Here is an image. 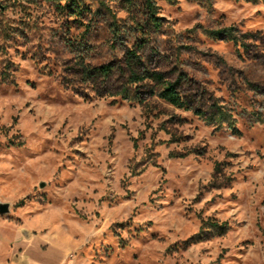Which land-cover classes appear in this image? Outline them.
Segmentation results:
<instances>
[{
    "label": "rangeland",
    "instance_id": "obj_1",
    "mask_svg": "<svg viewBox=\"0 0 264 264\" xmlns=\"http://www.w3.org/2000/svg\"><path fill=\"white\" fill-rule=\"evenodd\" d=\"M155 5L0 0L1 261L264 264V0Z\"/></svg>",
    "mask_w": 264,
    "mask_h": 264
},
{
    "label": "trees",
    "instance_id": "obj_2",
    "mask_svg": "<svg viewBox=\"0 0 264 264\" xmlns=\"http://www.w3.org/2000/svg\"><path fill=\"white\" fill-rule=\"evenodd\" d=\"M47 3L54 4L59 10L61 11H67L69 12V16H74L77 18H82L84 16V13L86 10H89L88 7L85 6V0H44ZM124 5L131 7L133 0H121ZM166 2L167 4H174L175 0H162ZM143 8L147 16L148 23L153 29L160 28V22L159 18L157 17V7L155 5V0H143ZM107 16L110 20V26L112 34L117 35L119 28L117 25V19L114 14H112L109 9H106ZM218 36V34H215ZM137 57L135 52H129L128 53V62L132 63L133 60ZM133 66V65H131ZM110 69L107 67L97 68V69H91V70H85L84 75L87 77L92 75L102 76L106 77L108 75V72ZM131 81L136 82L144 79H150L156 84L160 85V91L158 92L157 96L163 100L164 102L170 104L174 108L182 109V110H189L186 106L185 101L180 97V95L175 90V87L170 83H164L162 77L158 74L149 73V72H143L142 76H137L135 73H131ZM1 81V80H0ZM7 79H2V82H6ZM125 92V91H124ZM231 117L227 115H223L220 113L218 116H216L213 120L216 124L222 125L225 122H228ZM202 226L209 228V229H221L222 226L217 225L213 221H206L202 224Z\"/></svg>",
    "mask_w": 264,
    "mask_h": 264
},
{
    "label": "crops",
    "instance_id": "obj_3",
    "mask_svg": "<svg viewBox=\"0 0 264 264\" xmlns=\"http://www.w3.org/2000/svg\"><path fill=\"white\" fill-rule=\"evenodd\" d=\"M0 218H3V217H0ZM21 232H22V229H21ZM23 235H24V234H23ZM31 235H32V234H31ZM31 235H30V236H26V237L30 238ZM18 254L20 255V257L22 256L21 250H19ZM15 256L18 257V255H15ZM66 259H67V257H66V255H65V257L63 258V260H59V259H58V261H57L56 264H71V263H68V262L66 263ZM8 261H9V260H3V261L0 260V264H9Z\"/></svg>",
    "mask_w": 264,
    "mask_h": 264
},
{
    "label": "water",
    "instance_id": "obj_4",
    "mask_svg": "<svg viewBox=\"0 0 264 264\" xmlns=\"http://www.w3.org/2000/svg\"><path fill=\"white\" fill-rule=\"evenodd\" d=\"M9 212V205L6 203H0V217L5 216Z\"/></svg>",
    "mask_w": 264,
    "mask_h": 264
}]
</instances>
